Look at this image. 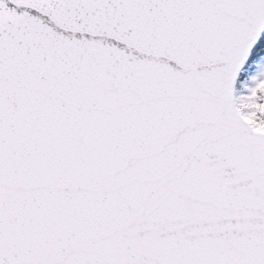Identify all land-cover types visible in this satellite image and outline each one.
<instances>
[{
	"label": "snow or ice",
	"instance_id": "6c2138e0",
	"mask_svg": "<svg viewBox=\"0 0 264 264\" xmlns=\"http://www.w3.org/2000/svg\"><path fill=\"white\" fill-rule=\"evenodd\" d=\"M0 264H264V0H0Z\"/></svg>",
	"mask_w": 264,
	"mask_h": 264
}]
</instances>
